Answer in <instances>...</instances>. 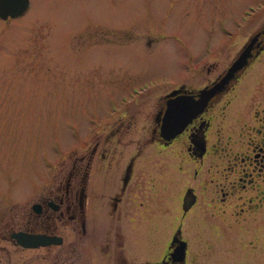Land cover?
Returning a JSON list of instances; mask_svg holds the SVG:
<instances>
[{"label":"flooded vegetation","instance_id":"flooded-vegetation-1","mask_svg":"<svg viewBox=\"0 0 264 264\" xmlns=\"http://www.w3.org/2000/svg\"><path fill=\"white\" fill-rule=\"evenodd\" d=\"M14 16H0L2 24ZM80 29H74L75 40L83 36ZM154 33L150 41L168 35ZM113 40L105 36L100 42ZM258 40L261 48L253 47L247 64L202 107L194 105L201 90L237 54L219 70L214 58L204 61L196 83L179 81L163 92H140L125 83L110 87L105 113L101 108L95 121L84 120V128L74 121L84 139L50 173L37 168L18 188L5 170L0 264H264V32ZM78 48L69 51L76 55ZM243 89L247 94L238 99ZM171 159L185 165L179 170L180 212L163 247L150 254L136 217L139 197L146 194V169ZM127 229L130 242L124 239ZM175 233L178 240L171 242ZM179 239L185 240L182 260Z\"/></svg>","mask_w":264,"mask_h":264},{"label":"rangeland","instance_id":"rangeland-1","mask_svg":"<svg viewBox=\"0 0 264 264\" xmlns=\"http://www.w3.org/2000/svg\"><path fill=\"white\" fill-rule=\"evenodd\" d=\"M263 21L264 0H29L5 26L0 19V178L10 170L25 188L37 168L50 173L84 139L74 121L84 128L105 113L106 89L196 83L204 61L214 58L219 70ZM78 25L83 36L75 40ZM160 30L168 35L150 41ZM105 36L113 42H100ZM183 166L171 159L146 169L136 217L147 253L163 247L180 212ZM124 231L130 242L132 230Z\"/></svg>","mask_w":264,"mask_h":264},{"label":"water","instance_id":"water-1","mask_svg":"<svg viewBox=\"0 0 264 264\" xmlns=\"http://www.w3.org/2000/svg\"><path fill=\"white\" fill-rule=\"evenodd\" d=\"M27 2L28 0H0V16L1 17H6L7 15L14 16L21 13L25 9ZM259 32H264V28L255 32L252 36L248 38V40L243 44L240 51L230 62V64L227 66L224 73L219 77V79H217L209 87L201 90L200 92L201 95L194 103L195 106H197L198 108L202 107L212 94L222 89L230 79L235 77L236 73L247 64L249 58L253 55L252 52L253 47L256 48L258 47L256 52L261 48V46L259 45L260 41L258 40ZM170 106H171V102L170 104L168 103L167 105V110L165 112V116L163 119V123L166 126L171 124L172 114L170 112ZM184 120L185 119L182 118L180 122L177 124V126L176 125L172 126L173 129L171 130L175 131L176 129H178ZM176 231H178V229ZM173 240H178L176 233L171 237L170 241L172 242ZM179 241L181 242V244L178 247L179 251L177 252L178 254L177 258L182 260L184 254L183 251L185 247V240L179 239Z\"/></svg>","mask_w":264,"mask_h":264},{"label":"bare ground","instance_id":"bare-ground-1","mask_svg":"<svg viewBox=\"0 0 264 264\" xmlns=\"http://www.w3.org/2000/svg\"><path fill=\"white\" fill-rule=\"evenodd\" d=\"M168 126V125H167Z\"/></svg>","mask_w":264,"mask_h":264}]
</instances>
